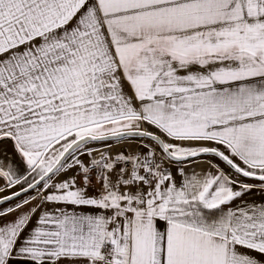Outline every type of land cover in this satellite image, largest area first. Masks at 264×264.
<instances>
[{
  "label": "snow or ice",
  "instance_id": "obj_1",
  "mask_svg": "<svg viewBox=\"0 0 264 264\" xmlns=\"http://www.w3.org/2000/svg\"><path fill=\"white\" fill-rule=\"evenodd\" d=\"M0 264H264V0H0Z\"/></svg>",
  "mask_w": 264,
  "mask_h": 264
}]
</instances>
